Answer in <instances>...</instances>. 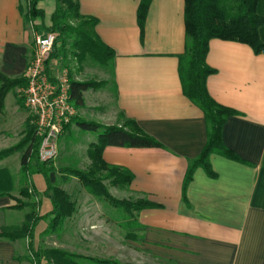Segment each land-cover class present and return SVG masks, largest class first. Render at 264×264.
I'll return each instance as SVG.
<instances>
[{
	"label": "crops",
	"instance_id": "crops-1",
	"mask_svg": "<svg viewBox=\"0 0 264 264\" xmlns=\"http://www.w3.org/2000/svg\"><path fill=\"white\" fill-rule=\"evenodd\" d=\"M139 1L78 0V5L81 15L96 19L98 39L113 51L111 104L107 113L103 111L107 115L103 125L130 119L163 146H108L102 153L107 165L131 175L128 186H117L118 190L129 200H144L150 206L133 213L122 236L115 223L121 225L105 210L76 208V249H82L85 238L80 234L86 231L101 235L97 241L92 236L93 250L113 248L123 259H137L136 264H264V54L239 42L209 41L205 61L213 73L206 78L207 92L217 104L235 111L221 128L222 143L231 155L210 153V171L196 167L184 187L188 166L206 142L203 114L183 95L178 73V56L185 47L184 0H151L141 35ZM37 6L43 19L28 22L26 0H0V72L7 77H22L32 58L34 37L42 25L51 24L55 0H41ZM255 11L264 18V0H256ZM258 36L264 43V24ZM89 91L83 93L84 105L77 111L88 108ZM19 96L20 88L10 90L0 111V151L23 136L28 113L14 115ZM72 123L59 139L58 151ZM87 150L85 146V154ZM20 156L18 151L0 160V228L23 222L26 211L20 215L21 210L14 208L17 200L24 199L19 194L21 182L35 187L38 194L45 189L40 174L19 180ZM10 157L17 160L13 171L7 166ZM41 204L50 206L43 197L39 215ZM46 226V221L36 225L34 245ZM26 242L0 238V264H33Z\"/></svg>",
	"mask_w": 264,
	"mask_h": 264
},
{
	"label": "trees",
	"instance_id": "trees-1",
	"mask_svg": "<svg viewBox=\"0 0 264 264\" xmlns=\"http://www.w3.org/2000/svg\"><path fill=\"white\" fill-rule=\"evenodd\" d=\"M39 1L41 0H26L24 12L26 21L43 19V11L37 6ZM150 2L151 0L139 1L137 25L140 35ZM255 7L256 0H184L185 47L183 53L178 56L179 79L183 95L201 110L206 129V142L199 155L188 166L184 187L190 181L196 167L201 166L210 171L208 166L210 153L231 155L222 143L221 128L227 117L234 115L235 111L217 104L209 96L206 78L213 73V69L207 66L205 58L211 39L243 43L255 54H264V43L258 36V28L264 24V18L256 14ZM50 22L49 27L44 25L40 27L43 33L51 32L55 36L53 51L46 62L47 69L48 63L52 59H57L59 54L62 53L65 57L67 46L74 50L72 54L79 62L85 57H90L101 65L112 67L113 51L98 39L95 32L96 19L80 14L78 0H55V10ZM102 84L103 82L93 80L76 81L69 77V95L73 106L82 107L83 93L97 89ZM25 85L23 77L10 78L0 72V111L7 93L13 88L21 89ZM17 104L23 106L21 96L17 98ZM29 122L30 117L25 122L23 137L19 142L0 151V160L20 151V171L27 176L40 174L43 177L45 189L42 196L49 200L50 210L44 215L32 210L27 212L19 226L0 228V238L26 240L29 259L33 264H119L116 260L86 257L56 248L35 247L33 240L36 225L44 220L47 222L44 234L55 230L62 221L71 216L74 204L65 192L50 182L49 174L54 172V167L51 162L38 160L39 139L34 136L33 125ZM72 122L81 130L95 132L97 139L87 150L90 159L87 171L74 169L67 171L79 180L89 194L107 201L112 207L128 210L129 218L133 220L134 212L150 204L144 200H119L110 195L104 181L113 186H128L131 175L128 171L107 165L102 159L103 150L108 146L162 148V144L143 132L130 119H125L121 125H103L74 116ZM19 194L28 202L18 200L14 208L22 209L25 206L35 208L40 205L35 187L21 189Z\"/></svg>",
	"mask_w": 264,
	"mask_h": 264
},
{
	"label": "rangeland",
	"instance_id": "rangeland-1",
	"mask_svg": "<svg viewBox=\"0 0 264 264\" xmlns=\"http://www.w3.org/2000/svg\"><path fill=\"white\" fill-rule=\"evenodd\" d=\"M41 34H43V32H41ZM73 51L74 50H72L70 46H67L65 57L61 53L57 59H52L48 63V71L51 75H57L62 71H66L68 76L74 80H93L96 82H103L102 86L88 92L86 96L88 108L81 112L77 111V108H75V116L77 118L103 124L102 120L107 116H103V111L107 113V111L110 110L111 104L109 101L112 96L110 92L112 86L111 69L109 65H101L98 62L92 60L90 57H85L81 62H79L77 57L72 54ZM12 106L14 105L12 104ZM93 106L101 107L102 109H95ZM23 107L24 109L19 106L18 112L14 115H26V113H28V117H30L29 112L27 111L24 104ZM71 127L72 128L68 137L64 138V140H62V142L59 144L57 157L51 162V164L54 167V178L52 184L67 194L70 201L74 204V211L71 216L62 221L60 226L55 228V230L50 231L47 234H44L43 232L38 240V244L35 245V247L44 249L56 248L66 252L69 250L70 252L72 251L73 254L81 253L85 255H91L92 253H97V259L116 260L119 262V264H136L137 259H123L122 254L119 253L121 251L115 252L113 248L107 249L103 252L96 249L93 250L92 248H94L96 244H94L92 236L94 237V240L97 241L100 239L101 235L88 234L86 231H84L82 235L80 234L82 238H85L84 242H80L79 248L82 249H76V223L74 216L76 208H83V206H87L88 208L94 206L96 209H100L103 212L105 210L106 215L108 214L111 219H114L121 225L119 226L115 223L121 236L124 234V228L129 225V221L131 219L129 218L128 210L121 207H112L107 201L102 200L99 197H88L87 190L82 186L79 180L74 175L69 174L67 171L69 169L87 171L90 165V159L88 155L85 154L84 148L85 146L89 147V143L91 141L95 142L97 139V134L95 132L81 130L75 122L72 123ZM7 166L11 171H13V169H15L17 166L16 158L10 157L7 162ZM19 175V180L21 181L22 179L27 178V175L21 171ZM20 184L21 186H19V191L24 188H29L27 182H21ZM104 184L107 186V189H110L111 195L116 199L129 200L127 193L123 192L122 190H118L117 186H112L107 181H104ZM42 198V194L37 195L38 201L41 202ZM87 199H90L91 201H87ZM19 201H25L26 203L28 202V200L25 198L19 199ZM46 201L47 200H43L42 203H45ZM41 205V214L44 215L50 210V206L48 209H46L45 205ZM18 210H21L18 212L20 215H22L24 211H26V213L30 212L31 210L39 212V206L35 208L25 206ZM42 224L38 226L37 230L42 228ZM110 237L114 238L115 241L117 239L116 235H111ZM111 244H114V242ZM86 247L88 248L86 249Z\"/></svg>",
	"mask_w": 264,
	"mask_h": 264
},
{
	"label": "built area",
	"instance_id": "built-area-1",
	"mask_svg": "<svg viewBox=\"0 0 264 264\" xmlns=\"http://www.w3.org/2000/svg\"><path fill=\"white\" fill-rule=\"evenodd\" d=\"M54 39L51 32L34 37L32 58L22 73L26 85L20 89L34 136L39 139L40 162H52L57 157L59 139L76 114L70 100L67 72L51 75L46 67Z\"/></svg>",
	"mask_w": 264,
	"mask_h": 264
},
{
	"label": "water",
	"instance_id": "water-1",
	"mask_svg": "<svg viewBox=\"0 0 264 264\" xmlns=\"http://www.w3.org/2000/svg\"><path fill=\"white\" fill-rule=\"evenodd\" d=\"M52 51H53V49H52Z\"/></svg>",
	"mask_w": 264,
	"mask_h": 264
}]
</instances>
